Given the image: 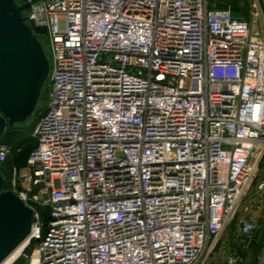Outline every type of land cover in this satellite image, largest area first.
<instances>
[{"label":"built area","instance_id":"2783aa9c","mask_svg":"<svg viewBox=\"0 0 264 264\" xmlns=\"http://www.w3.org/2000/svg\"><path fill=\"white\" fill-rule=\"evenodd\" d=\"M208 3L26 9L49 76L35 146L8 171L6 191L35 217L11 264H205L264 152V18L256 0L247 20ZM12 153L0 143V164ZM254 229L238 222L240 236Z\"/></svg>","mask_w":264,"mask_h":264},{"label":"water","instance_id":"95a60500","mask_svg":"<svg viewBox=\"0 0 264 264\" xmlns=\"http://www.w3.org/2000/svg\"><path fill=\"white\" fill-rule=\"evenodd\" d=\"M33 1L0 0V139L6 128L31 118L49 76V60L25 13ZM4 184L0 172V264L29 238L35 222Z\"/></svg>","mask_w":264,"mask_h":264},{"label":"rangeland","instance_id":"374dc122","mask_svg":"<svg viewBox=\"0 0 264 264\" xmlns=\"http://www.w3.org/2000/svg\"><path fill=\"white\" fill-rule=\"evenodd\" d=\"M253 1L254 0H214L212 3L215 7L217 3L224 4L226 8L229 7L231 10H236L235 12L242 19H248L250 12L253 11ZM16 2L23 3L22 0H16ZM256 3L259 13L264 18V0H256ZM255 31L258 32V37L264 40L263 19L257 23ZM40 42L42 43L49 60L47 47L43 40L40 39ZM32 123L33 119L30 118L25 122V126H31ZM6 139L9 140V137ZM9 146L12 147L13 153L8 161L15 162L16 160H22V154H28L33 149L34 143H24L21 146V151L19 152L16 151L18 147ZM261 181H264V152H262L260 160L257 164L256 179L254 184L247 191L246 195L240 202L227 228H225L223 233H221L217 238L214 247L207 255L205 264H225L226 260L232 257L242 258L244 260L243 264H249L255 256L257 257L259 255L262 247L264 246V197L257 191V185ZM242 218L250 220L255 228L253 233L248 237L240 236L237 232L238 222ZM258 242L260 247L258 246ZM28 248L29 246L25 249V251ZM257 251L259 253H257ZM14 264H28V262L27 260L20 258Z\"/></svg>","mask_w":264,"mask_h":264},{"label":"trees","instance_id":"16d2710c","mask_svg":"<svg viewBox=\"0 0 264 264\" xmlns=\"http://www.w3.org/2000/svg\"><path fill=\"white\" fill-rule=\"evenodd\" d=\"M22 1L24 2V0H22ZM213 1L214 0H209L208 8H210V9H224V8H226V6L224 4H221V3H217V5H216L217 8H216L214 6V4L212 3ZM26 11H25V13H26ZM235 11L236 10H233V9L231 10L233 17L238 18V19H242L241 17L238 16V14ZM243 20H247V19H243ZM32 30L35 33V30L33 28H32ZM45 108H46V85L44 86V88L42 90V93H41L40 98L38 100L36 109H35L33 115L31 116V118L33 119L32 125L31 126H25V122H24L22 124H16L13 127L6 128L4 136L0 139V143L9 144L13 147H18L20 149V151H21V146L24 143H31L32 142V143H34V146H35V142L33 141V139L30 136L31 131H32L34 125L36 124V122L38 121V119L40 118V116L44 113ZM8 137H9V140L6 139ZM29 153L28 154L23 153L22 154L23 159L20 161L19 160L18 161L16 160L15 162L14 161H10V162L7 161L3 164H0V172H1V174L5 180V184L2 188L3 191H6L8 188V171H9V169L12 166H17L18 168H23L25 166V161H26V158L28 157ZM47 213H48L47 210H42V212H41L42 217L45 218L47 216ZM258 244H259V242H258ZM258 246L260 247V244ZM32 247H33V242L30 243L29 248L26 251L30 252ZM259 249H261V248H259ZM257 253H259V252L257 251ZM256 260H257V257L255 256V258H253L249 262V264H255Z\"/></svg>","mask_w":264,"mask_h":264},{"label":"bare ground","instance_id":"6f19581e","mask_svg":"<svg viewBox=\"0 0 264 264\" xmlns=\"http://www.w3.org/2000/svg\"><path fill=\"white\" fill-rule=\"evenodd\" d=\"M28 240V239H27ZM26 241H24L13 253H11V255H9V257L2 263V264H11V262L17 258V256L20 254V252L22 251V249L24 248ZM34 263V262H33Z\"/></svg>","mask_w":264,"mask_h":264},{"label":"crops","instance_id":"0c3cea01","mask_svg":"<svg viewBox=\"0 0 264 264\" xmlns=\"http://www.w3.org/2000/svg\"><path fill=\"white\" fill-rule=\"evenodd\" d=\"M243 263H244V260L241 258L240 260L236 261V263H233V264H243ZM225 264H229L228 259L226 260Z\"/></svg>","mask_w":264,"mask_h":264}]
</instances>
